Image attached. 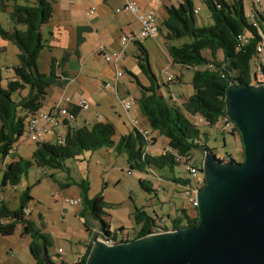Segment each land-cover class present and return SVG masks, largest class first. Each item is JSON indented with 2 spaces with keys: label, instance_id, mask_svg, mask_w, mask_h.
<instances>
[{
  "label": "trees",
  "instance_id": "obj_1",
  "mask_svg": "<svg viewBox=\"0 0 264 264\" xmlns=\"http://www.w3.org/2000/svg\"><path fill=\"white\" fill-rule=\"evenodd\" d=\"M203 1L209 11L211 19L209 25L196 24L192 0H178L176 4L164 6L165 17L162 25L166 29L164 38L167 41L166 49L172 66L178 65L179 68L190 70L192 73L190 83L193 92L182 106L170 104L167 98L157 91L159 85L150 68L146 50L141 42L137 40L134 42L138 50L136 64L149 81L148 86L137 83L139 87L137 105L140 114L146 119L149 138H145L135 128L115 138V127L109 121H96L92 124L73 123L77 113L80 112V108L73 105L69 109V114L73 118L62 120L61 143L35 141L36 147L33 151L35 162L41 166L57 168L62 165L64 158L102 146L112 147L117 153L124 154L130 170L145 173H147L146 167L167 165L174 175V165L191 162L192 151L207 145L204 143L205 133L187 115H199L203 118L204 124L213 128L220 117L227 115L224 96L229 84L249 86L264 83V58L261 56L264 44L260 51L257 50L260 42L262 40L264 42V12L252 7L254 21H249L244 0ZM53 3L54 0H0V12L9 10V17L14 25L10 30L0 28V37L11 41L17 47L18 59L17 64L11 66L13 75L6 80L5 85L1 83L3 76L0 65V157L5 166L0 178L2 193L5 186H13L17 183L23 171L21 160H13L9 163H4V160L13 151L14 143L23 132L26 133L25 122H28L31 116L38 114L39 108L46 99L48 87L65 83V71L56 74L57 60L54 57L50 60L47 73L39 71L37 65L39 53L45 47H49L42 27L52 18ZM83 29L89 28L78 27L77 44L82 40L80 33ZM239 35L243 39L239 40ZM184 38H187L186 41L177 43L178 39ZM216 48L221 49L223 53L222 61L216 62L214 59L211 61L202 56V49H209L213 53ZM69 56V52H66L58 61V65H64ZM251 62H256L253 71ZM9 68L5 67V71ZM128 74L133 75L131 72ZM155 133L167 138V144L162 148L161 153L150 154L148 146L155 141L157 137ZM230 133L239 135L236 126ZM202 138L203 143L200 144ZM182 158H185L184 162L181 161ZM198 167L201 168V162ZM169 179L181 186L189 182L186 178L175 176ZM150 182L149 179H139L141 186L147 190L152 189ZM86 189L87 186L84 184L83 191L85 192ZM28 198L29 196L26 195V201ZM84 199L87 215L95 222L97 232L103 238H118L102 217L106 205L102 196H94L91 199L84 196ZM26 201L20 197L19 206L11 209L3 197L0 198V235L12 234L16 228H19L21 235L30 237L29 250L33 259L32 264H43L44 250L47 258L50 259L48 254L50 236L35 227L29 211L24 212V208L27 207ZM82 209L85 210V207ZM160 216L163 215L157 214L153 217L144 210L137 209L134 218L139 225L133 239L154 232ZM83 222H86L85 219ZM198 222V214L191 217L187 214V210L182 208L181 214L171 219L170 227L164 226L163 230L179 231L194 227ZM121 241L122 236L117 242ZM128 241V238L123 240V242ZM90 249L91 245L70 264H86ZM60 264L69 263L61 261Z\"/></svg>",
  "mask_w": 264,
  "mask_h": 264
},
{
  "label": "rangeland",
  "instance_id": "obj_2",
  "mask_svg": "<svg viewBox=\"0 0 264 264\" xmlns=\"http://www.w3.org/2000/svg\"><path fill=\"white\" fill-rule=\"evenodd\" d=\"M82 1L70 2L71 4H69L68 0H55L53 7L54 9L60 8L63 10H70V13L82 15ZM192 2L194 7L198 8L196 13V24L198 26L209 25L211 19L205 2L203 0H192ZM255 2L256 4L253 5L255 8L258 10L264 9V0H245L246 11H248L249 6L252 7V3ZM170 4H172L171 1L166 2V5ZM100 8L101 10H109V16L107 18L110 24L111 21H114L117 16L122 14L116 13L111 6L101 5ZM132 28L137 29V25L134 24ZM100 30H104L106 37L113 38L110 33V27L105 26L100 28ZM165 32L160 31L156 38L143 40L148 50L149 62L154 71L158 74L157 77L162 78L163 87H169V89L174 92L183 88L182 93H186V83L191 82L192 73L190 70H184L185 75L182 77V82L184 83L180 85H178L175 80L174 82H164L165 77L169 75V71H171L172 74L175 73L172 69L165 73L163 70L165 67H168V63L172 65L166 49L167 41L164 38ZM159 37L160 41L158 40ZM91 38L96 43L99 41L97 35H92ZM178 40L177 43H181L182 40ZM68 41L65 35L61 36L60 43H62V45H66ZM87 47L86 45L85 49H87ZM130 47L131 46H129V48ZM15 51H17L15 45H13V49L9 47L5 57H3L6 59L3 63L7 64H0L2 66L3 76L2 85H5L6 80L13 75L10 63L17 59ZM61 51L62 49L56 46L51 52L53 55L59 56ZM213 51L214 52L211 53L209 49H202L201 53L207 60L213 61L212 59H214L216 62L222 61L224 56L221 49L216 48ZM88 52L89 55L86 53L83 55L84 61L82 59L80 60L81 66L84 62L86 63L85 72L80 73L78 79L74 80L73 83L67 87V94L75 91L77 85L86 80L88 92H80L81 95L89 101V103L87 102L89 109L86 111H91L92 113L97 111L99 114L94 121H91V124L96 121H106L109 119L110 122L115 125L116 138L120 133L122 134L127 131V126L131 127L130 118L135 117L136 105L134 103L131 108L126 111L120 104L119 98L116 96L112 87L104 89L101 87V84H99L100 87L97 85L98 79H101L99 74H103L110 68L108 65L109 63L92 53V48H90ZM85 55L87 57H85ZM125 55V58L121 60V65H124L126 67L125 69H132L135 72H139L140 69L137 67L136 59L133 58L131 52L126 50ZM89 65H92L95 69L92 73L95 74L96 79L93 78L94 75L92 76V74L88 72L87 67ZM78 66L79 65L76 64L75 71H77ZM250 66L253 71L254 63L251 62ZM5 67L10 68L8 71H5ZM38 67L40 71L47 72V50L42 51L38 61ZM125 69L122 67L123 74L119 79L128 81V83L123 87V90H120L121 86L118 88L119 96H135V83L128 80V74ZM173 75L177 77L175 74ZM104 78L107 79V77ZM140 79L142 81L147 80L143 75ZM107 81L109 80L107 79ZM189 84L191 87V83ZM58 89L59 88L56 86L47 88L46 99L39 108V112L47 113L53 107L54 104L52 105V103L56 101V99L58 100V98H56ZM125 90L129 92L125 94ZM77 98L78 96H76V99ZM187 116L194 124L199 126L202 132L208 131L209 137L206 138L205 136V141L209 143L208 147L210 150L212 149L211 151L218 159L221 160L227 155H231L234 159L233 161H243V148L239 135L236 134L235 137L229 131L218 130L216 131V139H213L211 137L212 127H209L202 121H197L195 116L198 117V115L188 114ZM145 125L146 123L144 126ZM58 128H60L62 132L63 128L59 126ZM57 133L60 132L56 129L52 130L49 128V131L41 136V140L53 143L52 139ZM155 135L157 136V142L148 146V152L155 153L159 151L161 153L163 146H166L163 144L164 137L156 133ZM25 136L26 133L23 132L21 137L14 143L13 151L8 154L4 160V163H9L13 160H21L23 171L17 183L13 186H5V193L3 192L1 195H3L5 203L11 209L19 206L20 197H22V200L26 201V195L29 196L26 201V206L29 208L30 218L35 227L48 237L50 236L49 239L51 244L48 247V254L55 264H60L61 262L59 255H66L67 259L71 261L75 257L74 251H77L88 237L91 238L92 245L93 237L96 233L98 234V240H103V236L97 232V228H95L94 234L89 232L92 230V227L95 226L91 224L90 219L87 217L88 211L84 196L91 199L94 196L101 195L106 202L102 217L108 223L109 229L115 233L118 238L127 236L129 241L133 240V236L139 225L134 218L137 209L144 210L153 217H156L157 214L166 216V214L175 212L174 209L171 208V205L172 203H176L178 214H181V205L186 208L189 216L195 217L197 214L196 209L192 208L188 197L184 194L185 186L183 187L170 181L169 178L172 176V172L167 165L163 167H146L145 170L147 173L139 170H130L124 154L117 153L112 147L102 146L94 150H83L75 156L64 158L62 165L57 168L41 166L35 162L33 157V151L36 147L35 141L29 137L25 138ZM222 136H224L225 141H223ZM201 141L202 142L199 141L200 144L203 143V138ZM192 155L191 162L198 167L199 163H202L204 153L201 149L197 148L192 151ZM4 167L2 158L0 157V178ZM173 170L174 173L182 177L185 176V178L189 180L188 183L193 186H198V178H203L200 170L197 172V177H191L189 173L185 171V166L183 164L174 165ZM144 175H147L149 177L147 179L154 184L162 182L166 195H163V193L161 194L160 190L157 192L155 191L158 185H155V189L152 188L151 190H147L141 186L139 179L144 178ZM156 176L158 177L156 178ZM84 184L87 186L85 192L83 191ZM173 187H176L177 190L174 196L170 197ZM76 196H80V203L71 205L63 200L64 198H75ZM160 204L162 205L160 206ZM82 207H85V210L79 212ZM84 219L86 221L85 223L83 222ZM157 221L159 220L157 219ZM29 241V235H21L18 228H16L12 234L0 235V264H32L33 259L29 250Z\"/></svg>",
  "mask_w": 264,
  "mask_h": 264
},
{
  "label": "water",
  "instance_id": "obj_3",
  "mask_svg": "<svg viewBox=\"0 0 264 264\" xmlns=\"http://www.w3.org/2000/svg\"><path fill=\"white\" fill-rule=\"evenodd\" d=\"M224 101L243 161L224 162L201 149L198 224L112 245L96 233L86 264H264V83L229 84ZM42 260L53 264L46 250Z\"/></svg>",
  "mask_w": 264,
  "mask_h": 264
},
{
  "label": "crops",
  "instance_id": "obj_4",
  "mask_svg": "<svg viewBox=\"0 0 264 264\" xmlns=\"http://www.w3.org/2000/svg\"><path fill=\"white\" fill-rule=\"evenodd\" d=\"M68 1H69V4H71L70 2H75L73 0H68ZM87 1L88 0H86V1L83 0L81 2V8L83 11V12L81 11L82 15H79L76 13H70V10H63V9L57 8V9L53 10L51 20L46 25H44L42 27V31L44 32V37L46 38V44L49 46L48 48L45 47L43 49V50H47V57H48V70H47V72L49 71V64H50V60L52 57H54L57 60L56 61L57 67L55 69L56 74L58 75L62 71H65V78H66L64 80L65 83L63 82V85H52V86H56L57 88H59L58 92H56L57 93L56 98H58V99L63 95H67V96H70L74 102H76L77 99L84 98L80 92H83V91L88 92L87 91L88 86L86 84V80L79 83V85H77V87H76V90L73 92H70L69 94H67V87L71 83H73L74 80L78 79V75L80 73L85 72L86 63L84 62V64H82V66H81L80 60L82 59L84 61V57H83L84 53L89 55L88 51L90 50V48H92V53L101 57L102 59H103V53H111V52L120 50L122 48L124 50V56L122 59H124L126 56L125 55L126 50L131 52V55L133 56V58L136 59V55H137L138 50H137L134 42H135V40H137V41L141 42L143 47L145 48L146 53H147V57H148V61H149L148 50L145 47L143 40L144 39H152V38L135 37L134 40H128V42L124 46H121L120 42H119L120 35L123 32L132 33V34L137 35L140 26H139V21H138L136 15H134L130 12H120L122 14L120 16H117L114 19V21L110 20L111 21V24H110L109 20L107 18L109 16V14H108L109 10H101L100 6L101 5L111 6L114 10V8L121 5V1L120 0H92V1H88V2ZM168 1H171L172 4H176L178 2V0L139 1L140 10H144V11L145 10L150 11L153 9L157 10V22L159 25V31H162V32H165V30H166L162 25V21L165 17L164 6L166 5V2H168ZM173 2H176V3H173ZM91 6L95 7L94 13L86 14V12L88 11V9ZM260 11L264 12V9L260 10ZM8 12H9V10L6 12H0V28L10 30L14 27V25H13V23L9 17ZM134 24L137 25V29L132 28V26ZM82 26L88 27L89 29H83V31H81L80 36H81L82 40L79 44H77L78 27H82ZM105 26L110 27V33L113 36V38L106 37L104 30L103 31L100 30V28H103ZM17 27L21 28V26H17ZM62 35H65L69 40L66 45L65 44L62 45V43H60V39H61ZM92 35H97L98 40H99L97 43L91 38ZM160 37L158 38L159 41H160ZM181 40H182L181 42L186 41L185 38L181 39ZM13 45L14 44L11 41H8V40L0 37V64L3 63V61H6V59L3 57H5V54L7 53V50L9 47L13 49ZM86 45L88 46L87 49H85ZM56 46H59V48L62 49L61 54L59 56H55L51 52L53 48H56ZM129 46H131V47L129 48ZM42 51L39 53L37 65H38V61H39V58L41 56ZM66 52H69L70 56H69L68 60L64 63V65L59 66L58 61L61 60V58L64 56V54ZM15 54H16V58H17V51H15ZM261 56H262V58H264V49L262 50ZM85 57H87V56L85 55ZM15 60L16 61H12L10 63L11 66L17 64L18 59H15ZM3 64H7V63H3ZM76 64L79 65L77 71H75L76 70L75 69ZM149 64H150V62H149ZM108 65L110 68H108L106 70V72H104L103 74H99L101 79L100 80L98 79L97 85L100 87L99 84H101L102 82H111L112 83L111 87L114 89L116 96L119 98L118 88H120V86H121L120 90H123V87L126 86L128 81H124V80L119 79L121 76L115 81L114 80L115 71H114L113 65L111 63H109ZM89 66L87 67L88 72L91 73L92 76L94 75L93 78L96 79L95 74L92 73L93 70H95V69L92 67V65H89ZM121 67H123L124 69L126 68L124 65H121ZM137 67H138V65H137ZM150 68L153 71V73L155 74L156 82L159 85V88L157 89V91L159 93H161L163 96H165L170 104L182 106V104L188 99V97L193 92V90L191 89L190 84H189L190 82L186 83V86H187L186 93H182L183 88H180V89H178L179 91L174 92V91L170 90L169 87H166V88L163 87L162 78L157 77L158 74L154 71L151 64H150ZM38 69H39V67H38ZM170 69L174 70L175 73H173V74H175L177 76L176 79H174L175 82L178 83V85L184 83V82H182V79H183L182 77H183V75H185L184 69L179 68L178 65L172 66L168 63V67H165L163 69L164 73ZM125 71L127 74H128V72H131L133 74V75L128 74V80L135 83V86H136V87L134 86V88L136 89L135 97L137 99L139 97V87H138L137 83H140L143 86H148L149 81L148 80L142 81L140 79V77L142 75L144 76V74L141 71L135 72L132 69H125ZM41 72L47 73L45 71H41ZM160 74H162V73H160ZM169 74H172L171 71H169ZM104 77H107V79L109 81H107V79H105ZM174 80H172L170 82H174ZM113 82H114V84H113ZM92 86H95V85H92ZM124 92H126L125 94H127L129 91L125 90ZM76 96H78L77 99H76ZM84 99H86V98H84ZM86 101L89 103V101L87 99H86ZM54 103H55V101L52 103V105ZM135 105H136L135 117L141 122V124L144 125L146 123V125H147L146 119L139 112L137 102ZM72 107H73V105H71L69 107V109H71ZM88 109H89V107L86 110H88ZM86 110L84 112L77 113V116H76L75 121L73 123L91 124V121H94V119H96L99 115L97 111L92 113L91 111L88 112ZM95 115H96V117H95ZM106 121L110 122L109 119H107ZM114 127H115V125H114ZM132 128H133L132 125H131V127L127 126V131L123 132L122 134L127 133ZM51 129L52 130L56 129L58 132L61 133V130L58 127H53ZM216 131H218V130L213 129L211 132V137L213 139H216ZM203 132L206 134V138H208L209 137L208 131H203ZM233 135L236 137L235 134H233ZM222 138H223V141H225L224 136H222ZM156 142H157V137H156L155 141H153L152 144H155ZM204 143L207 146L209 145V143L207 141H204ZM163 144H165V145L167 144V138H165V137L163 140ZM148 153L157 154L160 152L158 151L155 153H151L149 151ZM173 173H174V171H173ZM144 176H145L144 177L145 179L149 178L147 175H144ZM172 176L185 178V176L182 177L176 173H174V175H172ZM150 183H151V187L153 189H155V187H156L155 185H158L157 188L155 189L156 192L160 190L161 194L163 193V195H166V193L164 192V187L162 186V182H158L157 184H154L151 181ZM176 190H177L176 187H173L170 197L174 196ZM3 192H4V190H3ZM1 196L3 197V195H1ZM3 199H4V197H3ZM174 204H176V203H174ZM161 205L162 204H160V206ZM182 208H184L183 205L180 206V210H182ZM173 209L175 212H173L172 214H166L167 220L164 222V226H166V227H170L171 219H173L175 216L178 215L177 205ZM184 209H186V208H184ZM79 212H83V209L81 208L79 210ZM163 216H165V215H163ZM82 219H83V217H82ZM90 221H91V224H93L95 227H92V230L89 232L94 234L95 230H96L95 228H97V227H96L95 222L92 219H90ZM19 231H20V229H19ZM90 245L92 246L91 238L88 237L87 240L84 241L80 245L79 249L77 251H74L75 257L71 261H69L67 259L66 255H59L60 260L70 264L71 262H74L78 257H80L81 254H83V252L86 250V248ZM51 262H53V261L51 260Z\"/></svg>",
  "mask_w": 264,
  "mask_h": 264
},
{
  "label": "built area",
  "instance_id": "obj_5",
  "mask_svg": "<svg viewBox=\"0 0 264 264\" xmlns=\"http://www.w3.org/2000/svg\"><path fill=\"white\" fill-rule=\"evenodd\" d=\"M73 1H81V0H73ZM121 5L116 7L114 11L116 13L120 12H130L134 15H136L138 21H139V31L137 35L132 34V33H127L123 32L120 35L119 42L121 46L126 45L128 40H134L135 37H141V38H156L160 31H159V25L157 22V10L153 9L150 11H144L140 10V5L139 1H152V0H120ZM245 1V0H244ZM255 3H252L255 5ZM252 7L249 6L248 11H245L247 14V17L249 21H254L253 20V9ZM255 8V7H254ZM95 8L91 6L86 14H92L94 13ZM194 13L196 14L198 11V8L194 7ZM239 40L243 39L241 35L238 36ZM263 41V40H262ZM260 42L259 46L257 47V50L260 51L262 48V45L264 42ZM124 56V50L123 48L111 53H103V59L105 62H109L113 65L115 75H114V80L116 81L120 76L123 74V70L121 67V60ZM256 65V62H254ZM173 74H169L164 81H172L174 79ZM114 84V82H113ZM112 83L111 82H103L101 83V87L106 89L108 87H111ZM119 101L120 104L123 106V109L128 111L131 106L136 102L137 99L135 96L132 95H124L122 97L119 96ZM71 105H77L80 108V112H84L88 108V103L86 99L84 98H79L77 99L76 102L73 101V99L70 96L63 95L61 96L58 100L55 101L53 108L49 110L47 113L46 112H38V114H35L28 118V122L26 123L25 130H26V137L34 140V141H41V136L49 131V128L52 127H62V120L63 118H73L71 114H69V107ZM197 121H202L203 123L204 120L201 116L198 115V117L195 116ZM130 124L133 126V128L137 129L142 135H144L145 138H149L148 135V130L146 126L142 125L141 122L136 118V117H131L130 118ZM213 128L215 130H226V131H234L235 124L230 120L228 115H225L223 117H220L219 120L213 125ZM53 143H61L63 140V133H57L54 135V138L52 139ZM185 158H182L181 161L184 162ZM224 162H230L232 160L231 155H227L224 159H221ZM185 166V171L189 173L191 177H197V172L200 170L196 165L192 164L189 161H186L183 163ZM204 179H199L198 178V186H193L190 183L185 185L184 188V194L188 197L189 202L191 203L192 208L196 209L197 206V199H196V193L197 191L203 187L204 185ZM184 187V186H183ZM2 192H0V198ZM65 202L74 205L77 203H80V197L76 196L75 198H64L63 199ZM175 204L172 203L171 207L175 208ZM29 211L28 207L24 208V212L27 213ZM167 220L166 216H162L156 225V228L154 232L152 233H160V232H165L163 230L164 227V222ZM170 230V229H169ZM167 231V230H166ZM127 236L122 237V241L126 239ZM117 240L119 238L113 239V238H108L104 237L103 242L107 245H112L114 243H118Z\"/></svg>",
  "mask_w": 264,
  "mask_h": 264
},
{
  "label": "flooded vegetation",
  "instance_id": "obj_6",
  "mask_svg": "<svg viewBox=\"0 0 264 264\" xmlns=\"http://www.w3.org/2000/svg\"><path fill=\"white\" fill-rule=\"evenodd\" d=\"M200 171H201V168H200Z\"/></svg>",
  "mask_w": 264,
  "mask_h": 264
}]
</instances>
